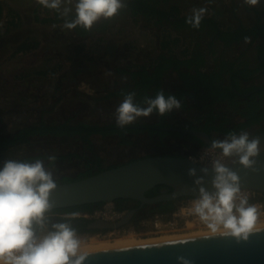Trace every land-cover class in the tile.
I'll return each mask as SVG.
<instances>
[{
  "label": "crops",
  "instance_id": "1",
  "mask_svg": "<svg viewBox=\"0 0 264 264\" xmlns=\"http://www.w3.org/2000/svg\"><path fill=\"white\" fill-rule=\"evenodd\" d=\"M126 1L120 0L121 7L111 17L107 28L102 29L104 17L101 16L88 33H83L79 24L71 29L65 26L76 19L78 0H60L58 8L47 7L39 0H0V20L8 14L12 16V13L17 16L13 22L8 19L7 23L0 25V126L7 131L23 118L34 115L38 118L43 116L47 122L68 119L71 123L117 122V109L126 97L106 98L105 94L127 85L132 89L135 80L130 70L145 64L154 68L151 64L162 52L189 60L179 68L170 66L163 75V90L175 95L187 93L186 99H176L179 107L174 106L170 110L176 115L170 117V111L167 112L168 125L178 126L187 122L184 126L203 129L210 115H215L216 121H221L224 116L230 117V114L240 116L253 93H256V101L260 102L259 111L264 110V92H258L264 89V69L260 67L263 59L258 53L264 39L263 31L257 36L250 34L226 40L219 31L209 27L172 26L169 22L135 16L126 6ZM173 3L181 7L185 16H193L194 9H205L203 15L215 16L221 29L253 26L258 22L264 26V0H259L256 5H249L245 0H169L167 5ZM161 6L165 3L162 2ZM41 9L46 10L45 16H42ZM165 25L169 26L167 33L172 41L169 46L163 44ZM177 38L179 40L174 42L173 39ZM26 41L37 42L38 45L21 49ZM198 62L203 63L201 70L204 72L218 74L224 86H233L234 71L254 70L249 79H241L239 86L260 88L244 92L234 86L238 92L234 104L229 100L193 97L208 90L205 84L190 77L197 72ZM109 103L114 107H108ZM147 107L148 104L142 109ZM15 113L20 118L6 120L8 115ZM91 113L101 120L109 118V121H91ZM81 115L84 117L80 118ZM1 116L4 119L1 120ZM160 116L158 110L153 109L149 115L137 116L133 121L154 122ZM211 135L229 140L216 130ZM65 138V135L54 134L33 137L36 144ZM171 150L173 154L195 151L189 143L178 141ZM5 159H2L1 166Z\"/></svg>",
  "mask_w": 264,
  "mask_h": 264
},
{
  "label": "water",
  "instance_id": "2",
  "mask_svg": "<svg viewBox=\"0 0 264 264\" xmlns=\"http://www.w3.org/2000/svg\"><path fill=\"white\" fill-rule=\"evenodd\" d=\"M164 128L196 137L200 146L194 152L212 147L223 153L213 146L214 138L204 129L171 125ZM248 138L259 141L258 154L250 157L255 163L245 167L240 163V154L233 153L222 165L238 176L240 189L251 188L264 194V131ZM216 175L214 166L195 162L188 154L145 155L79 179L55 183L49 192V210L120 197L155 205L182 196L201 197V188L213 195L217 191L213 184ZM157 184H168L172 190L148 196L146 191ZM135 211L136 208L129 209L115 222L95 218L90 226L120 227L132 219ZM258 226L260 231L249 233L247 239L219 231L88 250L82 264H184L185 260L188 264H264V225Z\"/></svg>",
  "mask_w": 264,
  "mask_h": 264
},
{
  "label": "clouds",
  "instance_id": "3",
  "mask_svg": "<svg viewBox=\"0 0 264 264\" xmlns=\"http://www.w3.org/2000/svg\"><path fill=\"white\" fill-rule=\"evenodd\" d=\"M39 2L50 8H58L60 4V0ZM245 2L256 5L259 0ZM120 7V0H78L76 19L65 26L71 29L79 24L91 28L101 16L112 17ZM204 12L203 8L194 9L187 22L199 27ZM148 105L143 109L135 106L129 94L117 109V123L123 126L137 116L149 115L153 109L163 115L174 106L179 107V101L172 96L166 99L159 93ZM258 144L256 139L249 140L247 133L239 137L232 134L230 142L213 141V146L221 148L224 156L240 154V163L245 167L255 163L250 157L258 154ZM214 167L217 175L213 184L217 191L210 195L201 188V198L192 211L212 233L222 229L225 235L247 239L249 233L260 231L257 208L247 206L246 198H240L237 204L238 176L219 162ZM55 186L51 173L45 171L39 160L31 164L7 161L0 168V264H82L88 253L81 251V242L69 225L53 224L54 231L43 238L35 234L34 224L44 227L45 213L50 208L49 192Z\"/></svg>",
  "mask_w": 264,
  "mask_h": 264
},
{
  "label": "trees",
  "instance_id": "4",
  "mask_svg": "<svg viewBox=\"0 0 264 264\" xmlns=\"http://www.w3.org/2000/svg\"><path fill=\"white\" fill-rule=\"evenodd\" d=\"M162 2L165 3V6H161ZM169 0H127L126 6H128L131 13L135 16H140L145 19H156L158 22L164 23L169 22L173 26H182L188 27L192 24L188 23V19L191 16H185L182 14V9L178 4L167 5ZM10 15V14H9ZM2 16V8L0 7V17ZM16 14L12 13L10 18V22L15 20ZM111 17L103 18L101 21L102 29L107 28L110 25ZM199 27H209L211 30L219 31L221 37L226 40H234L240 39L250 34H255L256 36L260 33H264V26L262 23H257L253 26H240L237 28H226L221 29V24L215 16H205L202 15V19L200 21ZM80 31L83 33H88L90 28H84L82 25H79ZM169 29L168 25L164 26V37H166L164 41V46H169L172 41L169 38V33L167 30ZM179 39H173L174 42H177ZM37 42H24L21 46V49H28L33 46H37ZM259 56L263 59L260 64V67L264 69V39L261 42L258 49ZM186 59V58H185ZM180 59L174 55H169L168 53L162 52L160 56L155 60L154 68L148 67V65H141L140 67L130 70V74L132 78L135 80V85L132 89H129L130 85L108 91L105 95L106 98L117 96V97H127L129 94H132L133 104L139 108L145 107L148 104L149 100H153L159 93H163L165 98L167 99L169 96L177 98H184L185 91L175 94L168 93L163 90V75L165 71L170 66H175L176 68L181 67L183 63L188 62L189 60ZM197 64V72L192 74L190 77L197 79L202 84H205L208 88L205 94L200 96L194 95L196 98H205L211 99V101L215 100H229L232 104H234V99L238 95L234 86L237 87L240 91H248L252 88H260L258 86L253 87H240L239 82L241 79H249L250 74L254 70H246V69H238V71L233 72L232 84L233 86H224L222 82L219 81L220 76L216 73H208L201 70L203 66L202 62H198ZM121 71V70H120ZM258 92H264V89H260ZM253 93L250 97L249 105L246 106L243 110L244 112L238 118V121L232 122V118L229 116H224L221 121H216L215 115H210L207 118V121L203 127L205 131L212 134L214 130L216 131H225L229 135L236 134L246 129L247 127L260 123L264 120V110L259 111L260 102L256 101L255 95ZM149 106V105H148ZM6 109V108H5ZM10 110L12 108H9ZM14 112V110H13ZM167 112L160 116V119L156 122H145V121H133L123 126L119 125L117 122H109V123H89L86 121H79L77 123H71L70 120H64L62 122L51 121L47 122V120L41 116L40 118H33L32 120H23L19 123V126L13 131H6L3 126H0V152L6 151L10 149L12 146L17 144H34L35 140L33 139L36 135H68L74 136L79 135V138L83 142L90 143L92 140V136L94 134H102V135H114L117 134L122 138V141H129L126 137L128 133H137L144 130H147L150 134L157 132L159 137L162 138L165 134L172 135H182L181 131H168L164 129V126H168L165 121V117ZM1 120L4 119L1 116ZM18 124V123H17ZM264 129H261L260 132H263ZM258 133V132H256ZM212 136V135H211ZM194 137V136H193ZM213 137V136H212ZM249 137V135H248ZM69 156V155H68ZM42 157H49L50 163H53L57 160L61 155L58 154H31L26 155L22 158H6L4 160V164L7 161H16L26 163L30 160H36ZM135 159V157L130 160ZM124 162L115 163V164H105L99 157H96L95 160H91L86 163L85 166L78 171L75 176H71L68 174H64L59 178L54 179L52 175V179L55 183L66 182L69 180L79 179L93 173H97L105 168L113 167ZM4 164L0 167L3 168ZM97 167V168H96ZM172 186L168 184H157L154 187L150 188L146 191L148 196H154L162 192L171 191ZM186 196H182L177 199L162 201L159 204L153 205L149 211L142 212L138 215L133 216L131 221H137L142 215H146L147 213L155 212V211H163L169 212L175 208V206ZM129 200H135L136 206L140 203L139 200L131 199V198H117L113 202L116 204V208L118 209H127L130 207L128 204ZM104 201L101 202H86L81 204L69 205L64 207L54 208L45 213V224L44 227L41 228L39 225L34 224V230L37 237H40L44 233H48L50 231H54L52 228L53 224L64 223L69 225L75 233H90L96 232L100 230H107L109 228H98L90 226L93 218L86 216L85 214H92L95 210L102 207ZM150 205V204H147Z\"/></svg>",
  "mask_w": 264,
  "mask_h": 264
},
{
  "label": "rangeland",
  "instance_id": "5",
  "mask_svg": "<svg viewBox=\"0 0 264 264\" xmlns=\"http://www.w3.org/2000/svg\"><path fill=\"white\" fill-rule=\"evenodd\" d=\"M43 8V6H42ZM46 10L41 9L42 16H45L47 13L45 12ZM8 16V15H7ZM17 17V16H16ZM7 18V17H6ZM5 17H2L0 20V25L7 23V19ZM10 18V16H9ZM86 102V101H85ZM83 103V102H82ZM86 104V103H85ZM82 104V105H85ZM108 107L113 108V104H108ZM83 109V108H82ZM86 113V112H85ZM83 114V113H82ZM84 115V114H83ZM81 115L80 118H83L84 116ZM9 118L6 117V120L8 119H15L20 118L19 114H11L8 115ZM90 116H93L91 118V121H109V118H101L96 117L95 114L91 113ZM22 117V116H21ZM29 118L23 120H32L34 117L37 118L36 115L34 116H28ZM181 119V118H179ZM16 122V121H15ZM14 122V123H15ZM8 124V123H7ZM19 126V124H14L10 127L9 130L7 131H13ZM130 138L128 136L126 137L129 141L124 142L122 141V138L118 137L117 135H102V134H94L92 136L91 143L95 145L96 150L99 151L105 161L106 164H110L113 160L111 158L115 157L117 155L121 160H119L118 163L120 162H125L126 161V155L131 152L134 149H139L138 147L140 146L142 149L146 148L150 143L148 141L147 135L144 134V136L140 134L136 135H130ZM168 140L170 141V144H172V147L174 146L175 142L177 141L174 136L167 137ZM77 139V140H75ZM135 140V143H133ZM81 139L78 137H71V138H65V139H60V140H55V141H50V140H45L43 143L37 142L34 143V145H14L10 149L6 151H1L0 152V164L2 159L4 158H22L25 157L26 155H31V154H58L61 155L58 159V161H54L53 163H50V158L49 157H42L39 158L38 160L42 162V165L45 169V171L50 172L51 175H53V178H59L63 174H73L74 172L80 171L84 167V162L86 156L84 155V151L82 152L80 144H81ZM157 141V138H156ZM160 141L158 140L155 145V149L157 150H163L166 148H163L159 146ZM163 144V142L161 141ZM201 150V149H200ZM147 153V152H146ZM144 153V155L146 154ZM65 154V155H64ZM69 155V156H68ZM125 159V160H124ZM27 163V162H26ZM29 164L33 162H28ZM1 167V165H0ZM112 204H114L113 201ZM106 204V203H105ZM102 207H104V205ZM101 207V208H102ZM259 222H264V215H258V220L257 223ZM204 228V229H203ZM203 228H198V230H209L207 226ZM197 230V229H196ZM48 233H44L38 238H43L44 235ZM132 234H129L128 232H121L120 234H108V235H76L77 239L80 240L81 245L85 244V242L89 243L90 241H99V240H108V239H115L120 237H128ZM160 236V235H158ZM139 237V236H137ZM151 236H141V238H147ZM155 237V236H154ZM89 241V242H88Z\"/></svg>",
  "mask_w": 264,
  "mask_h": 264
},
{
  "label": "built area",
  "instance_id": "6",
  "mask_svg": "<svg viewBox=\"0 0 264 264\" xmlns=\"http://www.w3.org/2000/svg\"><path fill=\"white\" fill-rule=\"evenodd\" d=\"M5 18L8 20L9 18ZM188 157L199 163L215 166L216 162L222 164L226 158L223 153L215 148L206 147L197 152H191ZM201 197L186 196L178 202L175 208L169 212L155 211L142 215L136 222L129 220L120 227L109 228L106 232L97 233L98 235L120 234L128 232L134 236H158L164 234H177L188 231L192 228H203L207 226L192 211L195 203ZM240 198L247 199V206L257 208L258 215H264V194L251 188H241L237 194L236 203ZM106 203V204H105ZM104 207L95 210L94 213L85 215L90 218H104L109 221H118L128 211L127 209H118L112 202H105ZM76 235H80L77 234Z\"/></svg>",
  "mask_w": 264,
  "mask_h": 264
},
{
  "label": "flooded vegetation",
  "instance_id": "7",
  "mask_svg": "<svg viewBox=\"0 0 264 264\" xmlns=\"http://www.w3.org/2000/svg\"><path fill=\"white\" fill-rule=\"evenodd\" d=\"M179 100H183V99H180V98H178ZM185 99H186V97H185ZM235 106V105H234ZM237 108V107H236ZM185 110V109H184ZM235 110V109H234ZM170 117L171 116H174V115H176V113L175 112H173V111H170ZM230 117L232 118V122H233V120L234 121H238V118H240V116H231V114H230ZM235 117V118H234ZM160 118H158V120H159ZM157 120V121H158ZM184 120V119H183ZM165 121H166V118H165ZM154 122H156V121H154ZM186 123L187 122H184V124H182V125H178V126H184V125H186ZM264 120L262 121V122H260V123H255V124H253V125H251V126H249V127H247L246 129H244V130H242L241 132H239V133H236V134H234V135H236L237 137H239L242 133H247L249 136L250 135H252V134H254V133H256V132H260V130L261 129H264ZM169 126V125H168ZM176 126V125H175ZM164 127H166V126H164ZM163 127V128H164ZM187 127V126H186ZM164 129H166V128H164ZM167 130V129H166ZM168 131H172V130H168ZM219 133H220V135L221 136H226V137H228L229 138V142H230V139H231V135H229L228 133H226L225 131H218ZM138 135V134H140V135H142V136H144V134L145 135H147V137H148V141H149V145L146 147V148H144V149H142L140 146L138 147L139 149H134V150H132L131 152H129L127 155H126V161H128V160H130L131 158H133V157H135V158H137V157H141V156H145V155H151V154H158V153H163V154H168V153H171V154H173L172 152H173V150H171L173 147H172V144H170V141L168 140V138L167 137H171V136H174V135H172V134H170V133H168V134H165L162 138H160L159 137V134L157 133V132H154L153 134H150L147 130H144V131H141V132H137V133H128L127 134V136H128V138H130L129 136L130 135ZM114 135H117V134H114ZM66 136V138H71L72 136H68V135H65ZM118 136V135H117ZM73 137H78L79 138V135H74ZM118 137H120V136H118ZM175 138H176V140L178 141V142H181V143H189V145H190V148L191 149H199V143L197 142V138L196 137H193L191 134H189V133H185V132H183V134L182 135H175L174 136ZM121 138V137H120ZM156 138H157V141L159 140L160 141V143H159V146H161V147H163V148H166V149H163V150H157V149H155V145H158V144H156ZM214 138V137H213ZM75 140H77V139H75ZM214 140L215 141H224L222 138H219V137H215L214 138ZM161 141H164L165 142V144H161ZM133 143H135V140H134V142ZM80 147H81V150H82V152L84 151V155L86 156V158H85V162H84V166H85V164L86 163H88V162H90L91 160H95V158L96 157H99L102 161H104V159H103V157H102V155H101V153L99 152V151H97L96 150V147H95V145H93L91 142L90 143H87V142H83V141H81V144H80ZM147 152V153H146ZM144 153H146L145 155H144ZM65 155V154H64ZM58 159H60V158H58ZM58 159L56 160V161H58ZM124 159V160H125ZM38 159H36V160H30L29 162H33V163H35L36 161H37ZM111 160H113L112 162H110V164L112 163V164H115V163H118L119 162V160H121V158H119L117 155H115V157H113V158H111ZM125 161V162H126ZM105 162V161H104ZM28 163V162H27ZM106 164V163H105ZM1 165V164H0ZM97 168V167H96ZM78 172L76 171V172H74L73 174H68V175H71V176H75L76 174H77ZM115 204V203H114ZM128 204L130 205V207L129 208H127V210H129V209H135L136 208V211H135V213H134V216L135 215H138V214H140V213H142V212H145V211H149V209L153 206V204H150V205H147V204H145V205H141V202L136 206V201L135 200H129L128 201ZM116 205V204H115ZM133 218V217H132ZM108 230V229H107ZM107 230H100V231H96V232H90V233H77V234H80V235H96L97 233H100V232H106Z\"/></svg>",
  "mask_w": 264,
  "mask_h": 264
},
{
  "label": "bare ground",
  "instance_id": "8",
  "mask_svg": "<svg viewBox=\"0 0 264 264\" xmlns=\"http://www.w3.org/2000/svg\"><path fill=\"white\" fill-rule=\"evenodd\" d=\"M258 225H264V222L257 223ZM197 229V230H196ZM204 229V228H203ZM219 231H223L222 229ZM217 231V232H219ZM212 233L210 230H198V228H192L188 231H184L177 234H164L160 236L155 237H147V238H141L134 235H130L128 237H118L115 239H106V240H99V241H88L89 243L85 242V244L81 245V251H88L93 249H99V248H106V247H113V246H119V245H125V244H131V243H145V242H153V241H159L162 239L167 238H173V237H183V236H190V235H199V234H207Z\"/></svg>",
  "mask_w": 264,
  "mask_h": 264
}]
</instances>
